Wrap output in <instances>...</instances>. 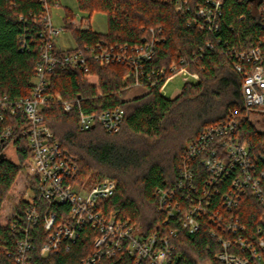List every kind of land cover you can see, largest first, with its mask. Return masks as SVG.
Instances as JSON below:
<instances>
[{"label":"trees","instance_id":"16d2710c","mask_svg":"<svg viewBox=\"0 0 264 264\" xmlns=\"http://www.w3.org/2000/svg\"><path fill=\"white\" fill-rule=\"evenodd\" d=\"M55 1L60 0H49ZM204 1L188 0L187 13L183 14L171 0H77L80 10L89 17L95 11L107 14L106 32L74 28L70 25L73 11L65 7V29L72 32L79 47L102 41L110 45L139 44L149 36L150 28L156 30L160 42L153 59L147 62L145 73L139 77V85L134 77L126 76L129 66L118 61L100 65L91 60L82 68L57 66L50 75L49 90L62 94L66 101L76 102L80 98V102L70 112L56 102L43 111L54 137L77 157L79 179L92 181L109 176L117 181L116 192L103 202L105 211L130 219L145 236L166 235L178 264H218L214 254L220 248L209 233L207 221L196 233L179 230L170 235L175 226L170 222L164 224L165 215L159 211L156 191L178 181L188 142L197 138L206 126L225 120L230 111H237L242 139L255 152L264 146V116L260 119L263 126L244 117L242 79L232 64L236 50L249 48L264 34L262 0H227L219 27L202 30L195 26L193 18L198 4ZM42 10L40 0H14V3L0 0V98L15 100L32 91L41 54L37 33L41 27L33 14L39 16ZM23 34L29 49H21L19 36ZM174 62L197 71L200 79L187 82L179 94L169 98L160 92V85ZM163 71L165 75L160 74ZM138 90L139 93L129 96ZM116 107L125 111L119 131L109 132L100 124L88 130L79 128L80 110L99 112ZM25 121L20 111L0 119V131L6 126L14 129L11 142L15 149L14 159L0 151V207L31 154L21 134ZM194 169L200 182L205 170L198 162ZM39 205L42 215L50 208L59 219L68 210L66 205H49L45 200H40ZM26 206L27 202H22L9 222L0 224V264H20L17 247L25 235ZM239 214L249 230L254 231L259 216L255 201H247ZM16 219L20 224L14 230ZM29 231L33 242L30 264H79L95 252L96 231L90 226L83 229L76 241L45 255L41 248L50 230L45 228L43 217ZM96 264H136V260L120 253Z\"/></svg>","mask_w":264,"mask_h":264},{"label":"built area","instance_id":"2783aa9c","mask_svg":"<svg viewBox=\"0 0 264 264\" xmlns=\"http://www.w3.org/2000/svg\"><path fill=\"white\" fill-rule=\"evenodd\" d=\"M40 1L43 13L39 16L33 14L35 22L41 27L37 31L41 54L35 67L32 91L15 100L7 96L0 98V119L5 114L15 115L17 111L25 116L21 134L31 151L23 165L27 179L24 194L27 206L23 217L26 224L25 235L18 242L17 261L30 264L33 242L29 228L43 217L45 228L50 230L41 248L44 255L57 251L63 244L76 241L83 229L90 226L96 231L95 252L79 264H96L120 253L133 256L136 264H178L179 259L166 235L160 237L156 233L145 236L130 219L105 211L103 202L114 195L117 181L109 176L92 181L79 179L77 157L63 148L54 137L43 113L54 102L61 103L67 112L80 102V98L76 102L66 101L62 94L49 90L50 75L57 66L82 68L87 67L91 60L100 65L118 61L129 66L126 76L134 77L136 85H139V77L145 73L147 62L153 59L160 42L156 30L150 28L149 36L142 43L131 46L110 45L102 41L84 47L76 44L64 49L57 39L65 26L55 25L50 14V7L60 5V1ZM171 1L175 2L177 11L187 13L188 0ZM226 1L205 0L198 4L193 18L195 26L202 30L218 28ZM11 2L14 3V0ZM260 12L264 15V0L260 4ZM70 25L79 30L93 29L90 18L85 17L81 20L73 17ZM19 38L21 49H29L26 36L23 34ZM207 46L212 47L210 43ZM181 63L185 61L181 60ZM232 64L242 79L244 117L252 120L258 118L259 121L264 116V34L249 48L236 50ZM160 74L165 75V71ZM177 74L185 75L188 80L200 79L197 71L174 62L170 66V74L160 85L161 93ZM79 117L81 130L100 124L109 132H117L125 111L121 107L99 112L80 110ZM239 118L237 111H230L225 120L206 126L197 138L188 142L178 181L159 187L156 191L159 211L165 215L164 224L170 222L175 226L170 229V235H175L179 230L196 233L207 221L209 233L220 247L214 254L218 264H264V146L261 151L255 152L242 139L239 135ZM13 134L11 126L0 131V151L5 156L8 150L14 148L11 142ZM195 162L205 170L200 182L195 174ZM226 177L230 179L226 180ZM40 200L47 201L49 205H66L68 210L62 213L60 219L50 208L42 215ZM250 200L255 201L259 214L254 231L249 230L239 214ZM18 221L16 219L13 224L14 230L20 224Z\"/></svg>","mask_w":264,"mask_h":264},{"label":"rangeland","instance_id":"374dc122","mask_svg":"<svg viewBox=\"0 0 264 264\" xmlns=\"http://www.w3.org/2000/svg\"><path fill=\"white\" fill-rule=\"evenodd\" d=\"M65 7H69L74 14V17L81 20V18H90L92 28L97 32H106L108 30V17L107 14L95 11L91 17H89L88 13L80 10L78 7L77 0H60V5H54L50 7V14L52 20L55 25L62 26L64 25V14H65ZM57 43L64 49L72 48L76 45V40L73 37V34L70 30L65 29L57 39ZM187 82H195L193 79H187L185 75L177 74L175 75L165 86L163 94L166 97L173 98L177 94L181 92L184 85ZM138 91H133L129 93V96H133ZM258 118L254 119L257 125L263 126L262 121H258ZM7 157L14 159L15 158V149L12 148L8 150L6 155ZM27 179L26 173L24 171V166L20 173L18 174L16 180L14 181L7 198L3 202L2 206L0 207V224L6 225L10 218L12 217L13 213L17 210L19 205L26 201L25 200V192L27 191ZM90 185H87L89 187ZM78 190V187H75ZM209 264V263H203Z\"/></svg>","mask_w":264,"mask_h":264},{"label":"water","instance_id":"95a60500","mask_svg":"<svg viewBox=\"0 0 264 264\" xmlns=\"http://www.w3.org/2000/svg\"><path fill=\"white\" fill-rule=\"evenodd\" d=\"M250 1H254V0H250Z\"/></svg>","mask_w":264,"mask_h":264}]
</instances>
